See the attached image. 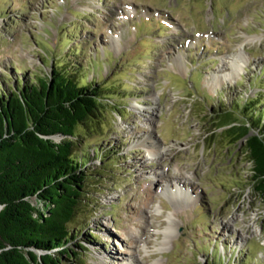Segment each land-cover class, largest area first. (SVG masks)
Instances as JSON below:
<instances>
[{"label": "rangeland", "instance_id": "1", "mask_svg": "<svg viewBox=\"0 0 264 264\" xmlns=\"http://www.w3.org/2000/svg\"><path fill=\"white\" fill-rule=\"evenodd\" d=\"M102 2L0 0V91L56 66L105 89L74 139L99 173L68 227L77 264H264L244 140L208 132L219 109L264 124V0ZM126 5L142 18L123 26Z\"/></svg>", "mask_w": 264, "mask_h": 264}, {"label": "trees", "instance_id": "2", "mask_svg": "<svg viewBox=\"0 0 264 264\" xmlns=\"http://www.w3.org/2000/svg\"><path fill=\"white\" fill-rule=\"evenodd\" d=\"M53 68L50 76L17 80L9 85L13 91H0V264H77L81 255L68 247V227L86 207L87 182L99 173L89 169L86 153L76 155L74 139L99 129L108 104L105 89L80 85L73 73ZM208 118L210 137L228 146L244 140L250 185L264 203V124L220 109Z\"/></svg>", "mask_w": 264, "mask_h": 264}, {"label": "water", "instance_id": "3", "mask_svg": "<svg viewBox=\"0 0 264 264\" xmlns=\"http://www.w3.org/2000/svg\"><path fill=\"white\" fill-rule=\"evenodd\" d=\"M0 208H1V206H0Z\"/></svg>", "mask_w": 264, "mask_h": 264}]
</instances>
